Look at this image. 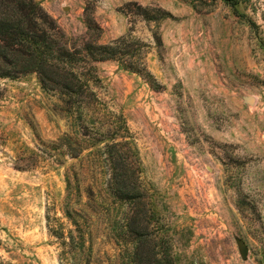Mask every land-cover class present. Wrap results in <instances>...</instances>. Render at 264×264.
Instances as JSON below:
<instances>
[{
	"label": "rangeland",
	"instance_id": "obj_1",
	"mask_svg": "<svg viewBox=\"0 0 264 264\" xmlns=\"http://www.w3.org/2000/svg\"><path fill=\"white\" fill-rule=\"evenodd\" d=\"M36 1L76 48L144 46L156 83L94 63L103 110L70 113L36 75L0 81V264H264V0ZM119 117L128 134H103ZM120 136L125 201L106 187Z\"/></svg>",
	"mask_w": 264,
	"mask_h": 264
},
{
	"label": "trees",
	"instance_id": "obj_2",
	"mask_svg": "<svg viewBox=\"0 0 264 264\" xmlns=\"http://www.w3.org/2000/svg\"><path fill=\"white\" fill-rule=\"evenodd\" d=\"M222 1L233 9L240 2ZM143 18L153 19L147 14ZM90 25L96 27L92 20ZM125 44L126 39H120L108 45L94 42L76 48L36 0H0V81H15L36 75L43 91L58 93L65 99L70 113L73 109L92 112L103 110L104 105L91 90L92 80L88 77L94 63L115 61L121 68L140 76L154 87L156 82L153 76L142 64L140 66L133 60L137 58L142 61L139 52L144 46L135 42L140 50L134 53ZM1 98L0 92V101ZM119 121L117 126L102 133L112 135L122 131L128 134L123 118L119 117ZM97 133L101 132L98 130ZM127 138L129 136H120L122 144L110 137L104 146L108 172L106 187L119 201L135 199L139 194L137 176L140 164L137 152L125 141ZM67 184L69 189V180ZM132 219L135 218L132 216Z\"/></svg>",
	"mask_w": 264,
	"mask_h": 264
},
{
	"label": "water",
	"instance_id": "obj_3",
	"mask_svg": "<svg viewBox=\"0 0 264 264\" xmlns=\"http://www.w3.org/2000/svg\"><path fill=\"white\" fill-rule=\"evenodd\" d=\"M245 102L249 105H253L254 104V98L253 97H247V98H245ZM236 245H237V249L239 251V254H240L242 260H246V256L248 253V249H247L246 245L239 238L236 239Z\"/></svg>",
	"mask_w": 264,
	"mask_h": 264
}]
</instances>
